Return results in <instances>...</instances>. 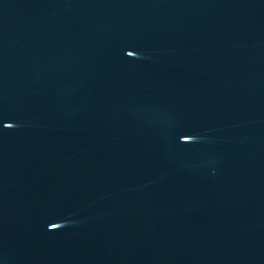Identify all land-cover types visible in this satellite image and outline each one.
<instances>
[{"label":"water","instance_id":"water-1","mask_svg":"<svg viewBox=\"0 0 264 264\" xmlns=\"http://www.w3.org/2000/svg\"><path fill=\"white\" fill-rule=\"evenodd\" d=\"M0 264H264V0H0Z\"/></svg>","mask_w":264,"mask_h":264}]
</instances>
